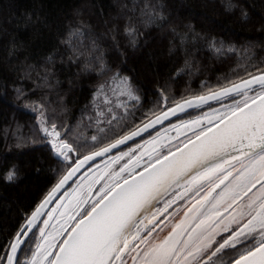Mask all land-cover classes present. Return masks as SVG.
I'll use <instances>...</instances> for the list:
<instances>
[{
    "label": "trees",
    "instance_id": "1",
    "mask_svg": "<svg viewBox=\"0 0 264 264\" xmlns=\"http://www.w3.org/2000/svg\"><path fill=\"white\" fill-rule=\"evenodd\" d=\"M261 72L264 0H0V264L74 163L43 128L81 158Z\"/></svg>",
    "mask_w": 264,
    "mask_h": 264
},
{
    "label": "snow or ice",
    "instance_id": "2",
    "mask_svg": "<svg viewBox=\"0 0 264 264\" xmlns=\"http://www.w3.org/2000/svg\"><path fill=\"white\" fill-rule=\"evenodd\" d=\"M122 83H127L126 78ZM254 85H259V89L255 90V95L249 96L248 91H253ZM233 93L242 95L243 100L236 101L229 112L218 117L219 121L224 124L223 128L217 125V130L213 132L211 128L202 127L195 134L199 143L190 140L192 148L187 152L181 151L179 157L169 151L151 161L144 169V171L151 169L146 176L143 172H135V169L140 166L139 159H136L132 168L129 169L128 177L113 179L100 189L102 194L99 199L92 203L90 209L74 226H71V231L65 238L57 240L55 236H52L50 240L45 241L47 247L38 244V252L33 253L31 264H37L38 255H42L45 260L52 256L49 264H117V262L127 264L123 259L125 250L129 248L130 243L140 239L142 230L148 229L144 221L148 220L149 223H153L159 215L167 212L175 199L190 195L191 200H195V203L185 212V216L187 217V214L195 209V214L203 217L196 225L200 227L205 221H211L214 216L221 214L219 207L222 201H236L241 192L246 194L257 183L261 185L260 195L247 205V215L250 218L222 242H219L208 256V260L222 250L232 248L237 249V252L230 264H264V74L253 76L243 81L242 84L226 87L222 94ZM127 94L132 95L130 89ZM220 97L221 93H214L212 97L199 96L195 99L206 103L210 98L219 99ZM185 103L192 106L190 100ZM178 107L183 110V105H178ZM170 111L173 115L175 114V109H170ZM164 117L167 118V113ZM211 123L210 119L209 124ZM147 129L148 125H145L138 131L133 130L119 136L114 141L84 156L83 160L88 161L97 156H103ZM43 131L53 137L51 144L55 152L67 160L69 158L67 154L74 149L66 140L60 139L61 132L56 130V125L52 124L50 128L45 127ZM92 139L95 141L97 137L93 136ZM233 153H238L239 156ZM241 156L243 159L239 158ZM232 161H236L240 168H237ZM156 164L160 166L156 167ZM121 171L123 172L124 169ZM193 172L195 174L187 178L189 173ZM234 172L236 175H233ZM136 176H139V179H136ZM8 178L12 179V175L10 174ZM67 179L68 177L65 176L53 192ZM174 185L183 187V191L176 193L172 200H167L163 208H156L151 217L141 216L146 209L152 206L153 201H158L162 196L170 194L169 189ZM205 185H207L206 189ZM217 189L220 191L217 192ZM40 207L42 208L43 205ZM39 214L40 209L38 208L29 223H33ZM182 224L183 221L177 224L162 244L144 251L142 264H181L182 260L189 261V258L190 264H201L200 254L211 247L215 241L209 239L203 243L202 247L190 246L187 243L181 244L175 237L178 235L177 229L183 231ZM257 226L261 229L258 238L254 235ZM152 230H149V234ZM21 231L24 230L21 229ZM62 231H64L63 228ZM41 234L43 235V232ZM249 239L254 243L247 244ZM143 242L141 239V243ZM21 243L23 241L17 234L16 243L11 247L13 254L16 253ZM56 244L59 245L58 250L53 247ZM237 245L246 246L237 248ZM137 247L139 245H135L132 250L135 251ZM8 264H13L12 257H9ZM204 264H207V261Z\"/></svg>",
    "mask_w": 264,
    "mask_h": 264
},
{
    "label": "rangeland",
    "instance_id": "3",
    "mask_svg": "<svg viewBox=\"0 0 264 264\" xmlns=\"http://www.w3.org/2000/svg\"><path fill=\"white\" fill-rule=\"evenodd\" d=\"M253 95L255 94H250L249 96ZM242 100L243 98H237L221 104L213 105L198 111L190 117L170 123L153 134L143 138L138 143H135L134 145L125 148V150L119 151L88 168L75 181L69 190L55 203L44 221L38 227L33 245V253L38 252V244L47 247L48 245L45 241L50 240L52 236H55L57 240H60L63 233L70 225L73 216L79 211V209H85L82 214L83 216L84 213L90 209L92 203L99 199V196L102 194L100 189L107 182H111L113 179H119L120 177H128L130 175L129 169L132 168L136 159H139L140 161V166L135 169V172L137 173L145 166H148L151 161L167 154L169 151L179 148L187 141L196 137L195 134L198 133L202 127L208 128L209 126L219 122L218 117L221 114L229 112L236 101ZM210 119L212 120L211 124H209ZM60 139L65 140L62 136ZM52 140L53 137L50 136L49 142L51 147ZM94 150H96V148L90 152ZM53 151L56 156L61 158V161H67L69 163L72 162L70 152L67 154L69 158L66 160L62 156L58 155L54 149ZM125 153H128V155H125ZM237 168H240V166ZM121 169H124V171L122 172ZM233 175H236V173L234 172ZM206 188L207 185H205V189ZM242 193L243 192H241L240 197H238L236 201H222L219 207L221 214L219 216H214L211 221H205V223L201 224L200 227H196V225L203 217L197 215L196 218L195 209L193 212H189L187 217L185 216L187 209L195 203V200H191L190 195L185 196L181 199L177 210L175 209L165 221L160 223L158 226L159 228L157 227L150 235L145 237L143 240L144 242H140L139 247L135 248V251L132 250L133 248L131 249L132 244L135 241L130 243L129 248L125 250L123 259L127 262V264H142L143 252L156 245L162 244L163 241L173 232L175 226L183 221V224L181 225L183 231L177 229L176 231L178 235L175 237L181 242V244L187 243L190 246L199 245L202 247L203 243L207 242L209 239L215 241L211 244V247L200 254L199 259L200 261H203L210 255L211 250L217 247L219 241L222 242L225 235H229L233 231L237 230L250 218L247 215V205L250 201L257 199L260 195V190L257 193L258 195L253 193L246 198H242ZM201 195H203V192H201ZM197 199H199V197H197ZM197 207H199V205H197ZM154 212L155 210L153 209L147 214V216L151 217ZM242 213L244 215H242ZM155 221L153 223H155ZM144 223L148 226L153 224L149 223L148 220H145ZM62 228L64 231L61 232ZM144 230L140 232V235H142ZM260 231L261 230L256 229V232L254 233L257 238L259 237L258 233ZM42 232L43 235L41 234ZM189 237H191V239H189ZM249 240L252 241L251 239ZM53 247H55V245ZM32 259L33 255L26 264H31ZM203 263L204 262H202V264ZM37 264H49V261L43 259L42 255H38ZM117 264H119V262H117ZM181 264H190V258L189 261L182 260Z\"/></svg>",
    "mask_w": 264,
    "mask_h": 264
},
{
    "label": "water",
    "instance_id": "4",
    "mask_svg": "<svg viewBox=\"0 0 264 264\" xmlns=\"http://www.w3.org/2000/svg\"><path fill=\"white\" fill-rule=\"evenodd\" d=\"M261 74H264V72L255 74L253 76H259ZM253 76H250L246 79L240 80L236 83H233L231 85H228L226 87H232L234 84H242L243 81L245 80H249L251 79ZM220 88L218 90L215 91H211L208 92L204 95H200V96H209L212 97L214 93H221V97L219 99H215V98H210L207 100V102H201L196 100V97L199 96H195V97H190L187 99H184L182 101H179L173 105H171L170 107L166 108L165 110H163L162 112L158 113L157 115L153 116L152 118H150L149 120H147L146 122H144L143 124H141L139 127H137L134 130H139L141 128H143L145 125H148V129L147 131H143L140 133V135L134 137L132 140L127 141L125 144L118 146L117 148L112 149L111 152L106 153L103 156H97L95 159L93 160H88V161H84L83 157L78 158L77 154L72 151L70 152L73 157H74V163L73 165L67 170V172L61 177V179L55 184V186L50 190V192L44 197V199L38 204V206L34 209V211L30 214V216L27 218V220L25 221V223L23 224V226L21 227V229H23L24 231L22 232L21 229L20 231L17 233L20 235V239L23 241V243H21L15 254L12 253L11 251V247L14 243H16V237L17 235L14 237L8 253H7V257H6V261L5 264H8V259L9 257H12L13 260V264L17 263L19 254L21 252V249L23 248L25 242L27 241V239L29 238V236L38 229V227L41 225V223L44 221V219L46 218V216L48 215V213L50 212V210L52 209V207L55 205V203L69 190V188L75 183V181L91 166H93L94 164L114 155L115 153L121 151L122 149L130 146L131 144L147 137L148 135L156 132L157 130L163 128L164 126L168 125L169 123L173 122L174 120L181 118L183 116H185L186 114L190 113V112H198L201 111L205 108H208L210 106L213 105H217V104H221L233 99H237V98H243L242 95H236V94H229V95H223V89L226 88ZM254 90L253 91H248V95L250 94H255V90L259 89V85H254L253 86ZM192 101V106H189L187 103H185V101ZM178 105H183V110L180 109V107H178ZM170 109H175V114H172V111H170ZM167 113V118L164 117V114ZM159 117V119H158ZM155 122V123H153ZM217 125L220 128L224 127V124L221 123L220 121L209 126L208 128H211L213 132H215L217 130ZM190 141V140H189ZM189 141H187L185 144H183L182 146H180L177 149H180V151H177V149L171 151L176 157H179L181 155V151L183 152H187L189 149L192 148V143H190ZM191 141H194L196 143H199V141L196 140V137L192 138ZM88 155V154H87ZM233 155H238V153H233ZM86 156V155H85ZM57 158H59L61 160L60 157L56 156ZM172 157L170 156V159ZM240 159H243V157H239ZM83 161V162H82ZM82 162V163H81ZM166 163V162H165ZM233 164H236L237 167L240 166L239 164H237L236 161H232ZM159 164H156V167H159ZM147 166H145L143 169H141V171L137 172V173H141L143 172V175H148V171H151V169H148V171H144V169ZM225 167H228V165H225ZM195 173H189V176L187 178H190L191 175H194ZM67 176L68 179L63 183L62 186H60L55 192H53V189L56 188V186L60 183V181ZM136 179H139V176L135 177ZM182 183H184V181H182ZM259 185L260 183H257L256 186ZM255 186V187H256ZM221 188H223V185H221ZM183 191V187L179 186V185H174L171 189H169V193L168 195L162 196L158 201H153V204L151 207L155 208L163 203L166 199H168L171 196H175L176 193L178 192H182ZM217 192L220 191V189L216 190ZM215 195V193L213 194ZM183 199V198H182ZM181 200V198H177L175 199V201L173 203H176L177 201ZM43 205V207L41 208L40 206ZM151 207H149L148 209L145 210V212L147 210H149ZM40 209V214L36 217L35 221L33 223H29V221L32 219V215L34 212H36L37 209ZM83 208L79 209V211L73 216L70 225L68 226V228L65 230V232L63 233V235L61 236L60 240H62L63 238H65L68 235V232L71 231V226H74L76 224L77 221H79L82 217H80L81 213H82ZM143 212L141 214V216L143 217V214L145 213ZM197 218V215L195 216ZM56 247H54L56 250H58L57 244L55 245ZM55 255V251L53 252V256ZM53 257L50 256L48 257L46 260H50Z\"/></svg>",
    "mask_w": 264,
    "mask_h": 264
},
{
    "label": "flooded vegetation",
    "instance_id": "5",
    "mask_svg": "<svg viewBox=\"0 0 264 264\" xmlns=\"http://www.w3.org/2000/svg\"><path fill=\"white\" fill-rule=\"evenodd\" d=\"M137 143V142H135ZM135 143L131 144L130 146L134 145ZM129 146V147H130ZM128 148V147H127ZM261 187V185H257L256 187L252 188L251 191H248L246 194L242 193V198H246L248 197L249 195L253 194V193H258V191L260 190L259 188ZM259 189V190H258ZM258 190V191H257ZM258 195V194H257ZM173 199V196L169 197L168 199H166L163 203L159 204L156 208H163L164 207V203L167 201V200H172ZM181 200L177 201L176 203H172L171 207L168 208L167 212H165L163 215H159L158 219L155 221V223H153L152 225L148 226V229H145L144 232L142 233V235H140V239H137L133 244H132V248L135 247V245H139L140 242H141V239L144 240L145 237H147L149 234V230H152V229H156L160 223H162L163 221H165L171 214L172 212L176 209L177 210V207H179L178 205H180ZM85 211V209L82 210V213L80 215V217H82V214L83 212ZM159 228V227H158ZM257 230H261L259 228V226H257ZM153 231V230H152ZM151 231V232H152ZM36 232L37 230H35L30 236L29 238L27 239V241L25 242L23 248L21 249V252L19 254V257H18V260H17V263L16 264H26L29 262L31 256L33 255V245H34V241H35V235H36ZM260 233V232H259ZM258 233V234H259ZM231 235V234H229ZM229 235H225L224 237H228ZM257 235V234H256ZM219 241V240H218ZM220 242V241H219ZM254 241H250L248 240L247 241V244H253ZM57 246H59L57 244ZM218 246V245H217ZM244 246L246 245H237V248H243ZM56 247V246H55ZM216 248V247H215ZM213 248L211 250V252L215 249ZM130 250V249H129ZM236 252H237V249H232V248H226L224 250H222L221 252L217 253L215 256H212L211 260H208V257L206 259H204L203 261H200L201 264L202 262H205L207 261V264H214V262H216V264H230V261L235 259L236 257ZM51 260V259H50ZM49 260V261H50ZM6 261V259H5ZM5 261H4V264H5ZM204 264V263H203Z\"/></svg>",
    "mask_w": 264,
    "mask_h": 264
},
{
    "label": "bare ground",
    "instance_id": "6",
    "mask_svg": "<svg viewBox=\"0 0 264 264\" xmlns=\"http://www.w3.org/2000/svg\"><path fill=\"white\" fill-rule=\"evenodd\" d=\"M153 209H154V207H151L149 210H147V211L143 214V216H144V215H147L148 213H150ZM156 220H157V219H156Z\"/></svg>",
    "mask_w": 264,
    "mask_h": 264
}]
</instances>
